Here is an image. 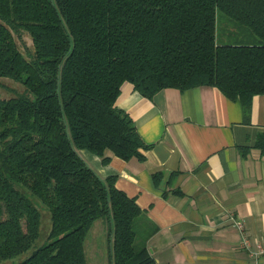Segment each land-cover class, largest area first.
I'll return each instance as SVG.
<instances>
[{"label":"trees","instance_id":"16d2710c","mask_svg":"<svg viewBox=\"0 0 264 264\" xmlns=\"http://www.w3.org/2000/svg\"><path fill=\"white\" fill-rule=\"evenodd\" d=\"M23 31L30 58L15 38ZM0 76L26 87L0 97V261L40 235L29 191L52 228L12 264H88L85 238L98 218L109 224L111 264H157L136 243L135 198L80 150L144 158L150 144L117 105L126 80L149 98L214 85L249 110L264 94V0H0Z\"/></svg>","mask_w":264,"mask_h":264},{"label":"crops","instance_id":"0c3cea01","mask_svg":"<svg viewBox=\"0 0 264 264\" xmlns=\"http://www.w3.org/2000/svg\"><path fill=\"white\" fill-rule=\"evenodd\" d=\"M117 105L150 144L144 158L124 159L109 148L80 153L101 176L116 175L117 187L142 209L136 243L157 264H259L253 249L264 240V94L246 110L214 85L165 87L149 98L126 80Z\"/></svg>","mask_w":264,"mask_h":264},{"label":"rangeland","instance_id":"374dc122","mask_svg":"<svg viewBox=\"0 0 264 264\" xmlns=\"http://www.w3.org/2000/svg\"><path fill=\"white\" fill-rule=\"evenodd\" d=\"M15 38L21 51L25 54V56L30 58L32 52L34 51L30 34L27 31H23L20 34L15 33ZM25 88V85L21 81L9 76H0L1 98H9L20 95L25 91ZM17 186L20 185L17 183ZM27 195L35 200L37 206L41 210L40 235L27 251L14 257L1 260L0 264H12L14 262H19L26 259L37 247L48 240V235L52 228L50 211L38 198L31 196L29 191L27 192ZM108 229L109 224L106 219L98 218L88 231L84 244L88 264H111Z\"/></svg>","mask_w":264,"mask_h":264},{"label":"built area","instance_id":"2783aa9c","mask_svg":"<svg viewBox=\"0 0 264 264\" xmlns=\"http://www.w3.org/2000/svg\"><path fill=\"white\" fill-rule=\"evenodd\" d=\"M235 225L241 231L244 230V222L239 217L235 220ZM242 244L245 247H250L252 245V241L249 236L244 235L242 239ZM255 248L253 249V253L258 257L259 264H264V240H258L255 243Z\"/></svg>","mask_w":264,"mask_h":264}]
</instances>
